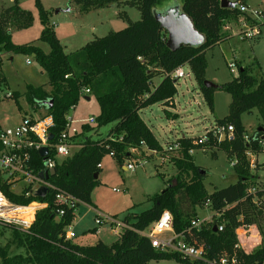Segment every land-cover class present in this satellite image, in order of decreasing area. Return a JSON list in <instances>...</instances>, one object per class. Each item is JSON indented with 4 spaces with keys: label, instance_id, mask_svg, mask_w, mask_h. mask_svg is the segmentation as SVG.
Returning <instances> with one entry per match:
<instances>
[{
    "label": "trees",
    "instance_id": "trees-1",
    "mask_svg": "<svg viewBox=\"0 0 264 264\" xmlns=\"http://www.w3.org/2000/svg\"><path fill=\"white\" fill-rule=\"evenodd\" d=\"M73 1L85 14L117 2ZM166 1L132 0L131 6L140 11L139 21L95 39L70 54H66L60 44L50 22L51 13L44 9L40 0H34L43 25L40 41L50 46L49 53L35 45H15L12 42V28L30 27L33 22L31 13L22 9L17 2L0 9V53L31 56L48 76V88L29 85L24 97L29 105L53 117L51 133L54 139L51 144L57 142L65 129L66 117L80 102L81 89H89L90 95L99 104L100 113L96 117L95 127L85 126L82 129L77 136L80 148L72 156L57 160L56 173L49 179L78 201L92 205L91 196L99 185L102 161L110 153H114V158L123 167L128 160L129 149L163 151L152 130L140 117V111L157 103L169 107L173 105L172 101L178 94L177 80L170 76L180 67H190L212 112L217 90L231 96L230 113L218 120L216 127L232 126L234 129L233 137L224 140L213 137V132L209 131L207 142L201 146L193 144L199 138H181V155L175 161L178 175L168 180L169 185L164 191L153 196L150 209L140 214H129L123 219L130 228L124 229L110 245L102 241L94 245H80L67 240L65 230L72 225L76 210L65 207V215L59 218L56 211L61 207L56 205L53 191L45 197H27L25 193L28 188L17 194L4 182L0 173V188L11 202L47 205L37 211L30 233L13 231L15 242L26 248L25 254L10 255L11 247L0 245L1 264H150L165 260L202 264L200 261L185 260L176 253L157 250L148 238L138 233L156 222L165 210L172 214L177 234H184L187 241H198L205 246L207 259H214L222 253H233L238 244L237 230L241 226H259L261 246L252 253L241 249L236 251L239 264H264V226L261 223L264 222V190L257 192V198L261 201L259 205L253 202V196L247 194V189L254 186L258 178L250 169L248 153L258 156L264 152V76L259 66L257 74L253 75L252 68L239 64L238 77L215 88L204 85L208 68L206 53L230 38L223 28L227 22L236 21L241 15L240 11L237 7L222 8V0H182L184 12L192 19L196 30L205 35L206 42L198 48L182 46L172 52L166 45L168 33L161 29L154 16L155 10ZM230 1L238 5L246 4V0ZM155 77H162V80L154 88L152 81ZM0 78L6 81L1 72ZM19 98L20 94L15 92V99ZM254 110L258 111L262 123L253 134L248 135L246 141L247 130L242 117L252 114ZM109 124L115 126L105 139L95 141L91 138L93 131L96 133ZM206 148L227 153L237 175L235 184L208 193L204 184L206 174L200 172L191 154L195 149ZM54 155L51 150L50 157ZM32 165L37 174L44 170V157L40 152L32 153ZM190 172L192 176L187 179ZM208 202V208L214 213L213 222L204 225L200 231L190 230L191 221L199 219L198 211L205 208ZM220 226H223L222 231L219 230ZM92 232L96 233L97 229Z\"/></svg>",
    "mask_w": 264,
    "mask_h": 264
},
{
    "label": "rangeland",
    "instance_id": "rangeland-1",
    "mask_svg": "<svg viewBox=\"0 0 264 264\" xmlns=\"http://www.w3.org/2000/svg\"><path fill=\"white\" fill-rule=\"evenodd\" d=\"M40 1L44 9L51 13L50 22L54 26L56 36L66 54L73 53L95 39L123 30L131 22L140 20V11L137 7L131 6L132 0H117L109 7L95 9L89 12L90 14H83L79 5L73 0ZM178 1L182 0H168L165 5L168 8L176 5ZM15 2L22 9L31 13L33 22L30 27L25 29L12 28V42L15 45H35L45 53H49L50 46L40 41L43 25L34 0H0V9H6ZM250 2L253 5L252 9L264 10V0H250ZM259 25L261 35L258 38L242 41L238 37H231L207 51L206 82L221 86L238 77L239 70L232 74L229 68V63L233 61L252 68L253 75L257 74L259 66L261 74L264 76V15L260 19ZM0 60V72L7 81L8 89L20 94L18 100L5 102L0 107L1 123L4 126L13 127L21 122L24 115L36 117L26 102L24 94L29 85L48 88V76L31 56L1 52ZM27 60H30L32 64L28 65ZM183 68L185 73H189V76L179 79L176 83L178 94L175 96V101L180 117L178 119L169 118L166 111H171L173 107L163 103L154 104L140 111V117L154 132L164 149L168 146L167 142H173L182 137L194 139L204 136L217 125L218 120L225 118L230 113L232 98L228 93L222 90L215 92V106L212 112L204 100L190 67L185 65ZM160 80L162 77L155 79L154 86ZM86 97L90 100H87ZM99 113L100 107L95 97L84 95L76 109L70 112V117L76 121H85L89 118H96ZM242 120L247 135L253 134L262 123L257 110H254L252 114H244ZM114 126L115 124L104 126L96 133L93 131L90 136L95 141L105 139ZM128 153L129 157L124 162V166L133 157L131 149L128 150ZM134 153L145 156L148 161L145 166L137 167L134 171L124 170V166L122 167L117 159L110 155L103 159L99 185L91 196L93 206L103 215L116 216L117 220H123L129 214H140L150 209L153 205L151 201L153 196L164 191L169 185L168 180H173L178 175L175 161L181 155V151L170 154L171 160L168 158L165 161L162 156L151 154L145 148L142 151L134 150ZM191 154L195 165L206 174L204 184L208 193H213L215 190L226 188L237 182L233 164L226 152L206 148L195 149ZM255 160L263 163L264 152L256 156ZM256 166V169L252 170V173L258 177L254 186L264 189V164L257 165L256 163ZM191 176L190 172L187 179H190ZM90 207L91 205L82 202L77 205L75 212L77 218L73 223L75 242L81 245H94L102 240L107 245L112 244L117 240V235L113 232L115 227L109 224L97 226L95 212ZM198 214L199 220L206 224L213 219L214 215L211 209L206 207L200 209ZM261 223L264 226V222ZM95 227H98L97 234L92 232ZM14 230L0 225V245L2 247L9 245L11 247L10 255L25 254L26 248L20 247L14 240ZM237 237L238 243L246 253H252L261 246L262 234L257 225H252L245 231H237ZM150 264L180 263L175 260H165Z\"/></svg>",
    "mask_w": 264,
    "mask_h": 264
},
{
    "label": "built area",
    "instance_id": "built-area-1",
    "mask_svg": "<svg viewBox=\"0 0 264 264\" xmlns=\"http://www.w3.org/2000/svg\"><path fill=\"white\" fill-rule=\"evenodd\" d=\"M237 8L241 15L236 21L227 22L223 28V32L230 37H238L242 41L258 38V36L261 35L259 21L263 17V13L243 3L237 5ZM27 64L31 65L32 63L30 60H27ZM229 68L232 74H235L239 70L238 65L234 61L229 63ZM188 76L189 73H185L184 68L180 67L172 73L170 77L178 81ZM90 94L91 91L85 88L81 89L79 92L80 97ZM11 100H15V93L8 89L7 81H3L0 78V107H2L5 102ZM29 106L36 114V117L24 115L21 122L13 127L4 126L0 121V173L4 182L10 185L11 190L17 194H21L27 188L28 190L25 193L27 197L30 195H38V191L43 187L48 188V193L53 191L55 193L54 201L56 205L61 207L56 211V214L59 218H62L65 215V207L76 210L77 205L81 202L71 194L63 192L53 185L49 181L50 178L47 180L40 175L56 169L57 160L72 156L74 152L80 148L81 145L77 140V136L82 132L85 126H95L96 118L76 121L70 117L69 114L66 117L65 129L60 134L57 142L51 144L49 136L51 134V128L54 126L53 117L48 115L44 110H37L35 106ZM19 110H21V108H19ZM211 131L213 132V137L221 140L224 136L232 138L234 129L232 126L227 128L216 127ZM198 138L199 139L195 140L193 144L196 146L204 145L208 139L207 133ZM248 138V135L245 136L246 141H248ZM44 147H47L49 152L47 157L44 158V170L42 173L37 174L32 165V153L40 152ZM51 150L54 151V157H50ZM134 150L138 151L135 148L131 149L133 155L131 158L132 160L123 167L124 170L134 171L137 167L147 164V158L134 153ZM162 150V152L149 150V153L160 155L163 161H165V159L169 158L170 154L182 150L180 139L168 143L167 148H162ZM109 155L114 157L113 152ZM248 157L250 159V169L255 170L257 167L255 155L249 152ZM259 190L264 189L256 186H250L247 189V194L253 196V202L256 205L261 203L257 198V192ZM45 207H47L46 204L37 202H32L29 205L13 203L6 197L0 188V225L13 228L22 233H30L29 231L35 221L37 211ZM205 207H209V202L206 203ZM95 222L97 226L109 224L115 227L113 232L118 236L124 229L130 228L123 220H117L111 216L102 214L98 215ZM211 222H213V219L208 221L207 224ZM204 225H206L204 221L193 219L190 223V230L195 229L196 231H200ZM214 228L216 229L217 227L215 226ZM248 228L247 226H241L237 231H245V229ZM219 230L222 231L223 226H220ZM138 233L148 238L155 249L167 253H176L185 260L200 261L202 264H239L236 251L237 249L242 250L239 243L235 246L233 253H222L214 259H207L205 246L203 244L198 241L194 243L192 241H187L184 234H177L175 232L173 216L167 210L163 211L160 218L152 223L145 231ZM65 235L67 240H73L76 237L71 225L66 228Z\"/></svg>",
    "mask_w": 264,
    "mask_h": 264
},
{
    "label": "water",
    "instance_id": "water-1",
    "mask_svg": "<svg viewBox=\"0 0 264 264\" xmlns=\"http://www.w3.org/2000/svg\"><path fill=\"white\" fill-rule=\"evenodd\" d=\"M238 5L235 1L222 0L221 7L234 9ZM156 21L160 24L161 29L168 33L167 47L172 52L179 50L182 46H189L193 48L201 47L206 42L204 34L200 33L194 27L192 19L184 12L182 1H178L176 5L166 7L162 5L154 12ZM206 88H215L216 86L210 82L204 83ZM88 100V99H87ZM52 106V102L49 103ZM224 136L221 140H224ZM50 141L54 139V135L51 133L49 136ZM48 148L44 147L41 149L40 154L42 157H47ZM202 174H205L203 170H200ZM56 169L50 170L46 174L40 176L45 179H49L50 176L55 175ZM97 178V176H96ZM48 193V188L43 187L38 191L40 197H45ZM216 230V229H215Z\"/></svg>",
    "mask_w": 264,
    "mask_h": 264
},
{
    "label": "crops",
    "instance_id": "crops-1",
    "mask_svg": "<svg viewBox=\"0 0 264 264\" xmlns=\"http://www.w3.org/2000/svg\"><path fill=\"white\" fill-rule=\"evenodd\" d=\"M127 1V0H126ZM125 1V2H126ZM129 1V0H128ZM124 2V3H125ZM125 5H127V4H125ZM245 5H247V6H249V7H253V5H252V3L250 2V0H246V4ZM262 11V13H263V15H264V10H261ZM92 12V11H91ZM84 14V13H83ZM86 14H90V13H86ZM92 30H94V28H91ZM228 37H230L229 35H228ZM231 38V37H230ZM237 63V65H239L240 63L239 62H236ZM242 65V64H241ZM243 66V65H242ZM243 67H245V66H243ZM262 68V67H261ZM157 78H159V77H155L154 79H153V81H152V87H157L158 86V84L161 82V80L159 81V83L156 85V86H154V80L155 79H157ZM88 100H90L88 97H86ZM172 106L171 107H173V109L170 111V110H168L167 112L169 113V118H173V119H178L179 117H180V114H179V112L177 111V106H176V101H175V98L173 99V101H172ZM75 109H76V107H75ZM74 109V110H75ZM214 128H216V126L214 127ZM214 128H212V130L214 129ZM153 132V131H152ZM154 133V132H153ZM155 135V134H154ZM155 137H156V135H155ZM182 138H186V137H182ZM157 139V138H156ZM157 141H158V139H157ZM159 142V141H158ZM167 143H170V142H167ZM159 144H160V142H159ZM161 145V144H160ZM255 158H256V156H255ZM256 163H257V165H261V164H264V162L263 163H259V161L258 160H256ZM90 209L92 210V211H94L95 212V215H96V219L98 218V215L99 214H102L101 213V211H99V210H97V208L95 207V206H93V204L91 205V207H90ZM103 215V214H102ZM105 215H107V214H105ZM107 216H109V215H107ZM111 217H113V218H115V219H118V218H116V216H111ZM77 218V215L75 214V219ZM75 219H74V221H75ZM95 219V220H96ZM74 221H73V223H74ZM72 223V225H71V227H72V229H74V224ZM94 229H97V232H98V227H95ZM93 229V230H94ZM74 232V231H73ZM97 232H96V234H97ZM115 233V232H114ZM115 235H117V234H115ZM76 238V237H75ZM74 238V239H75ZM73 239V242H75V240ZM117 239H118V235H117ZM99 241H102V240H99ZM103 242V241H102ZM76 243V242H75ZM105 243V242H104ZM77 244H79V243H77ZM106 244V243H105ZM81 245V244H80Z\"/></svg>",
    "mask_w": 264,
    "mask_h": 264
}]
</instances>
